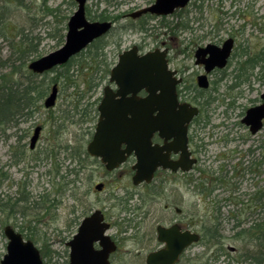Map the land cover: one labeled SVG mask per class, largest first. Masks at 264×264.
Returning a JSON list of instances; mask_svg holds the SVG:
<instances>
[{"label":"rangeland","instance_id":"1","mask_svg":"<svg viewBox=\"0 0 264 264\" xmlns=\"http://www.w3.org/2000/svg\"><path fill=\"white\" fill-rule=\"evenodd\" d=\"M71 1L0 0V14L6 16L5 19L0 16L2 60L11 55V49L19 42L18 36L21 37V34L25 36L23 40L30 45L38 43V53L29 57L20 72L11 74L10 67H3L0 77L6 75V83L14 84V88L18 85L20 90H23L30 79L35 86L41 88L48 84L47 94L53 86L49 80L60 78L59 93L53 108L44 107L45 98L38 100L31 109L30 119L17 118L14 124L0 126V194L4 198L7 196L5 201L11 198L10 202L14 205L20 193L25 190L24 194L28 195L26 202H19L15 207L16 212L20 210L24 213V216H16L18 225L32 224L37 230L39 234L35 235L39 239L35 236L32 238H35L34 242L40 253L48 248L59 253L52 256L50 261L42 257L44 264H63L68 255L65 243L75 232L73 223H77L83 213L94 209L106 210L112 223L108 234L115 236L114 239H117L120 245L114 256L116 264H142L143 260L138 258V253H143L155 244L152 235L154 236L156 224L159 221L166 222L171 215H176V206L180 208L182 215H194L196 230L200 229L201 224L211 228L216 224L219 228L221 245L202 242L194 246L193 251L197 255L194 264H259V260L255 262L251 258L261 256L257 245L264 244V198L260 195H264V162H261L260 151H256L255 144L259 147L260 142H264V128L256 137H252L251 141L248 139L244 142L242 138L250 136L240 123L242 116L239 114L245 112L250 102L259 96L264 83L255 84L251 89L240 87L238 90L242 91V94L236 103L238 109L233 113L226 112L224 104L228 99L226 97L231 93L229 85L235 81L234 76L238 72L243 73L244 61L247 58H255L264 49V0H193L187 7L175 11L165 19L159 17L150 20L146 33L125 30V26L137 22L120 18L115 23L114 30L104 40L108 42L104 54L110 63L118 61V45L122 49L136 45L142 52H146L161 48L165 42L169 44L170 55L174 59H178L182 64L192 65V74L197 68L194 67L193 61L189 60V56L193 55L197 47L214 43L221 45L228 37L235 41L234 56L229 62L226 75L216 73L213 76L214 80L219 77L221 82L211 91V95L217 97L207 111L211 118L198 130L204 146L199 168L201 171H208L207 177L202 179V186L207 189L215 186L219 189L209 200L206 194L198 193L193 183L191 188L188 187V191L183 187L173 191L174 183L168 181L155 195V190L150 187L132 185L129 173L123 175L119 169L106 173L104 166L100 165L96 158L79 155V146L85 151L94 134L98 114L94 112L88 119H83L77 112L88 104H95L94 108L97 109L103 88L109 81V73L95 90L93 88L90 92L85 91L83 97H80L79 92L86 88L82 80L84 75L79 70V66L85 63L84 59H76L70 65L68 70L73 81L70 85L69 82L64 85L62 81L64 69L56 68L42 77L32 75L27 69L33 59L43 57L60 47L58 37L53 34H56L55 27L58 24L59 27L66 25L76 10L75 1L73 6ZM153 1L116 0L109 5L106 0H88L86 15L89 14L90 19H93L95 14L105 9L113 15L124 14L148 7ZM18 64L14 62L15 66ZM94 80L97 82V77H94ZM36 126L42 127L40 140L36 149L31 150L28 145ZM20 136L25 138L19 139ZM248 149L253 150L248 162L238 154L230 161L217 159L219 154H230L232 150L245 155ZM73 154L76 157L74 161L71 157ZM78 158L81 159L82 167L77 184H66L72 179L71 176L66 177V180L56 178V168L60 170L62 177L71 168L80 167ZM220 165H224V171L220 169ZM248 168L252 169V174L247 172ZM200 170L197 169V172ZM238 174L240 175L237 177ZM220 177L224 178V185L216 182ZM103 183L104 189L96 190V186ZM41 195L44 196L43 202L39 198ZM54 196L60 199L54 217L56 222L51 215L41 217L42 213L38 214V211L31 207L39 202L38 207L46 206L47 200L53 199ZM130 197L132 200L127 202L126 210L125 201ZM40 209L41 207L37 210ZM36 217H40V225L36 222ZM81 219L82 217L79 220ZM71 223V227L66 229ZM8 224L12 225L7 213H1L0 262L7 248L2 230ZM244 229L249 231L238 236L237 232ZM123 230H127L126 233H123ZM260 232L263 234L260 235ZM263 249L264 247L262 251Z\"/></svg>","mask_w":264,"mask_h":264},{"label":"water","instance_id":"2","mask_svg":"<svg viewBox=\"0 0 264 264\" xmlns=\"http://www.w3.org/2000/svg\"><path fill=\"white\" fill-rule=\"evenodd\" d=\"M88 0H75L76 10L67 22V32L64 44L43 57L33 59L28 69L38 75L63 66L75 55L81 53L96 39L105 36L113 27L111 21H89L85 16ZM191 3V0H155L154 3L130 13L132 18L143 14L170 16L175 10H180ZM233 41L225 40L222 47L208 44L196 50L198 62L205 64L207 72L215 68H225L231 55ZM167 50L155 49L139 54L137 46L130 48L118 55V62L109 75V82L117 85L118 100H115V91L106 86L100 99L97 112L99 118L94 134L86 148L87 154L100 159L107 171L112 172L119 168L125 154L133 150L138 155L134 163L132 184L138 186L150 183L155 169L162 166L164 169L177 170L180 162L172 164L163 156L160 149L152 147L150 139L154 132L159 131L164 140L174 138V144H181L182 161L186 162L182 170L188 171L194 161L188 160L186 151L187 125L192 117L198 113L197 108L190 107L187 103L176 104V85L180 82L170 71L165 59ZM209 55L200 60V57ZM205 77H201V86ZM142 89L148 95L142 99L137 98V93ZM159 91V93H157ZM57 86H53L50 95L45 98V108L55 106ZM131 95V97H128ZM264 98V96H263ZM178 106V115L173 114L174 107ZM157 112V116L153 114ZM264 119V104L249 108L243 123L250 127L252 134L261 129ZM40 127L33 133L30 147L34 148L39 138ZM122 144L126 148L121 150ZM96 190L101 191L102 185H97ZM110 224L105 221L101 210L93 211L90 216L83 218L78 232L67 243L69 247V264H110L109 257L116 251V244L107 234ZM8 239L6 253L0 264H43L38 248L31 241L23 240L19 233L8 226L5 229ZM158 240L165 243V249L149 254L147 264H172L185 246L198 242L200 236L194 233H179L176 227L169 230L158 227ZM99 248H95V244Z\"/></svg>","mask_w":264,"mask_h":264},{"label":"flooded vegetation","instance_id":"3","mask_svg":"<svg viewBox=\"0 0 264 264\" xmlns=\"http://www.w3.org/2000/svg\"><path fill=\"white\" fill-rule=\"evenodd\" d=\"M116 6H117V4H116ZM132 12H134V11H132ZM132 12L129 11L127 13L122 14L121 19H125V20L130 19V20L136 21V22L138 21V19H141L140 21L137 22V24H139V26L146 24V26H145L146 29H148V25H149L147 23V20L150 17L148 18V16L150 15L151 17L156 18V16H153L150 13H148V14H143V15L139 16L138 18L134 19L130 16V13H132ZM106 21H111V20H106ZM106 21H100V22H106ZM111 22L113 25H115V22H113V21H111ZM227 39H231L233 41V47L231 50V55L227 60L226 67L225 68H215L214 70L207 72L206 68H205V64L199 63L198 62L199 59H198V57H196V54H195L197 49L204 48L206 46V45H204L203 47H201V46L197 47L194 50L193 55L189 56V60L190 61L192 60L193 65H195L194 67L197 68V70L194 72V74H192L190 71V69L192 68V65L189 66L186 63L182 64V62H179L178 59H174V57L172 55H170V49L168 47L169 44H166L165 42L162 43V47L160 49H166L167 50V54H166L165 59L167 61L168 69L170 71H174L175 74L173 76L177 80L180 81L175 86L176 87V96H175L176 104L177 105H183V104L187 103L190 107L195 108V109L197 108L198 113L192 117L191 121L187 125L186 151H188V153H189V157H187V159L194 161L192 166L189 167L188 171L182 170L184 166L186 167V162L184 160L182 161V151L179 149V147H181L180 146L181 144H177V143L174 144V142H175L174 138L164 140V138H162L160 136L159 131L154 132V134L152 135V137L150 139L152 147L155 146L158 149H160L161 154L163 156L167 155V160L172 164H177L181 161L180 165L177 167L176 171H173L170 168L164 169L162 166L157 167L153 173L154 175H153L152 181L148 184L142 183L139 185V186H146L148 188L150 187V188L154 189L155 195H157L158 190L161 191V186L166 185L165 183H167L168 181H171L172 183H174L173 191L175 190V188L178 189L179 187H183V189L188 191V189L192 187V183H193V185L195 187H197L198 193H200L201 195L206 194V198H208V200L210 199L211 196L214 197L216 195V193H217L216 191H219V189L216 188L215 186L210 187V189L204 188L202 186V179H205L207 177L208 171L205 172L204 169H202L203 171H201L199 168V166L201 165L200 162L202 161V155L201 154L204 151L203 150L204 146L202 144V139L198 135V130L201 129L202 126L206 125L207 122H209L211 117H209L207 115V111L210 108V106L217 100V97L215 98L214 96L211 95V91L216 89V86L219 82H221V79L218 77L214 80L213 76H215L216 73H220V74L225 76L226 75L225 73H226V71L229 67V64H230L229 62H230V60H232V58L234 56L233 51L235 48V41L231 37H228L225 40H227ZM224 43H225V41H223V43L221 45H218L215 43L213 45H216L218 47H222L224 45ZM134 46H136V45H133L129 48H124V49H122L120 47V45L116 46L117 49L118 48L120 49V51L117 54V57L120 53L128 51L130 48H132ZM137 48H138V52L141 53L142 51H141L140 47L137 46ZM208 56H209L208 54L206 56L204 55V57H200L201 58L200 60H204V59L208 58ZM116 63L113 62L111 64V67H110L111 69L109 71V75H110V72L112 70V67H114ZM193 71H194V68H193ZM201 77H205L204 83H206L207 86H205V87L201 86V81H200ZM234 80L235 81L230 83L231 85H229V88H230V91L232 94L229 93V96L226 97V99L228 98L227 102H226V104H224L226 106L225 111L226 112L229 111L231 113H233L234 110L238 109V105L236 103L238 101V98L242 94V91L239 92V90H238V89H240V87L244 86V88L251 89V88H253V86L255 84H262V82L264 83V49L262 50V52L257 54V56L254 58L253 68L252 69L248 68L247 71L244 73L238 72L237 75L234 76ZM97 82H98V79H97ZM109 85L115 91V98L114 99L118 100L119 96L117 95V89H118L117 85L115 84V82L111 83L108 81L106 86H109ZM51 90H52V88H51ZM51 90H50V92H51ZM57 92H58V89H57ZM157 93H159V91ZM147 95H148L147 91L142 89L140 92L137 93V98L142 99V98L146 97ZM263 96H264V88H263V90H261L259 92V96L250 102L251 104H250L249 108L258 107L260 105H263L264 104ZM128 97H131V95H128ZM100 99H99V101H100ZM85 106H87V105H85ZM51 108H53V107H51ZM249 108H247L245 110V112L242 111L239 114L240 116H242L240 123L243 125V127H245L247 133H249L248 136H250V138L249 137L248 138L247 137L242 138V140L244 142L248 141V139H249V141H251V138L256 137V135L258 133H260L261 130L264 128V119H262V121H261V126H262L261 129L255 134H252L250 131V127L246 126L243 123V119L246 115V112L249 110ZM178 111H179L178 106H175L174 110L172 111L173 114L175 115V117H176V115H178ZM95 112L98 114V118H99V112H97V109ZM31 114H32V112L28 113V116L25 120L30 119L32 117ZM153 116H157V112H155L153 114ZM37 127L38 126H36L34 128L32 134H31V138H30L29 145H28L29 147H30L31 139L33 137L32 135H33V133ZM39 127L41 128L40 129V132H41L42 127L41 126H39ZM214 128H216V127H214ZM40 132L38 135L39 138L37 139L34 148L30 147L31 150L36 149L37 143L40 140ZM24 138H25V136L24 137L20 136L19 139H24ZM255 147L257 148L256 151H260V158H261V162L263 163L264 162V142L261 141L259 144V147H257V145L255 144ZM125 148H126V144H122L121 150L125 149ZM85 152L87 154V150H85ZM245 152H246V154L243 155V154H241V152H238L236 150H232L230 152V154H219L217 159L223 160V161H230L234 157V155L238 154L239 157L242 156L241 158L244 160H247V162H248L250 160L252 154H253V150L248 149ZM71 157H72L73 161L76 159L74 154L71 155ZM88 157L91 158L92 156L88 155ZM96 159L99 161V164L102 165L100 162V159H98V158H96ZM137 159H138V155L135 153L134 150L131 153H126L125 154V160L123 162V165L119 168V171H121V173H123V175H126L129 173L131 175V178H132L134 176L133 166H134V163L137 162ZM80 160H78L80 167L71 168L70 170L66 171L65 174L62 175V177L59 173L60 170H58V168H56V173H55L56 178H61L62 180H66L67 179L66 177L71 176L72 179L70 181H67L66 184L67 185L68 184H74V183L77 184L78 180H79L78 174H79L80 169L82 167V163L79 162ZM220 166H221L220 169L222 171H224L222 169V167L224 165H220ZM104 168H105V166H104ZM197 169H199L200 171L197 172ZM105 170H106V173H110L109 171H107L106 168H105ZM244 170H246V169H244ZM258 171L259 170L257 169L256 172H258ZM247 172H250L252 174V169L248 168ZM239 175L240 174H238L236 176L238 177ZM193 179H194V181L192 182ZM223 180H224V178L220 177V178L216 179V182H219V183H221V185H224ZM0 183H2L1 180H0ZM99 185H102V190H103L104 189V183L99 184ZM233 189H234V187H233ZM24 192H25V190H23L20 193L21 195L18 198L19 202H26V200H27L26 198L28 197V195L26 196V193L24 194ZM60 195H61V193H60ZM60 195H56V196L60 197ZM260 195H262V198H264L263 194H260ZM42 196L43 195H41L40 201L43 198ZM56 196H54L53 199L50 198L51 200H47L48 205H46V206L41 205L40 207L42 210L40 209V211H39V210H37V208H35L34 210L38 211V214H39V212H41L42 213L41 217L48 214V215H51V218L53 219L54 217H56L55 216L56 208L57 207L59 208V205H60V199L56 198ZM6 197L7 196H5V198H4V196L1 197V194H0V214L6 212L7 216H8V220L9 221L11 220V223H12V225L8 224L2 230V234L4 235L7 243H8V239H7L6 234H5V229L8 226H10L14 230L15 233L21 234V236L23 237V240L31 241L32 243H34L35 246L39 250V254H41L40 249L37 246V244L29 237L31 235L33 236V235L39 234V233L32 226V224L31 225L30 224L29 225L24 224L23 226H20V224L18 225V223L16 221L17 220L16 216L18 214H20V215L22 214V216H24V213L20 210H18V212H16L15 207L18 206V204H19V203L18 204L16 203L17 202L16 199H15L16 201L14 200L15 203L13 205L10 202L11 198H8V200L5 201ZM42 202H43V200H42ZM95 210H97V209H94L93 211H95ZM77 211L78 210L76 209L75 212H77ZM93 211L86 212L85 214L83 213V216L80 215V217H79V219L82 217L81 221L79 219H77L78 220L77 223L76 222L73 223L75 225V228H74L75 232L70 237V239L67 240L65 243V246L67 247V250H68V255H67V258L65 259V261L63 262V264H69L68 261H69L70 252H69V247L67 246V243H69V241L73 238V236L78 232L77 230L79 229L80 225L82 224L83 218L90 216L93 213ZM101 211L103 213V217H104L105 221L110 224L109 230H111L112 223L109 221V218L107 217V211L106 210H104V211L101 210ZM174 212L176 213V215L175 214L171 215V217L168 219V221H166V222H160L159 221L156 224V226H155L156 228L153 232L154 236L152 235V238H154L153 240L155 241V244L153 246H149L143 253H138L139 254L138 258L139 259L141 258V260H143V262H141L142 264H147L146 259L149 256V254L154 253V252H158L161 249H165V243L161 242L157 238L158 227L164 228L166 230H169L173 227H176L177 231L179 233L183 234L186 232H189V233L191 232V233H194V234H197L198 236H200V240L198 242H195V243L193 242V243L185 246V248H183L181 250V252L179 253V255H178L177 259L174 261V263H172V264H194L193 261L195 259H197V257H196L197 255L193 251L195 248L194 246H196L197 244L202 243V242H204L206 244L207 241L202 239L203 238L202 235H203V229H205L206 226H208V225L201 224L200 229L196 230L195 224H194V215H192V213L184 216V215H182L180 208L178 209L177 206L174 208ZM142 214L145 215L146 213H142ZM52 215H54V216H52ZM210 220H209V222H210ZM40 221H41L40 217H38V218L36 217V222H38L39 225H40ZM53 221L56 222L55 218ZM71 225H72V223L67 225L66 229L70 228ZM108 231H107V233H108ZM126 231L127 230H123L122 232L126 233ZM109 236L111 237V240H113L116 244V251L110 255L109 261H110V264H116V261H114L115 260L114 256L119 251L120 245H119V241L117 239L116 240L114 239L115 236H111V235H109ZM63 241H64V239H62L61 242H63ZM212 243L215 244L216 246L221 245L220 240L216 241V242H212ZM212 243L209 242L208 244H212ZM6 245L8 246V244H6ZM95 248L96 249L99 248L98 243L95 244ZM41 257H42V254H41Z\"/></svg>","mask_w":264,"mask_h":264},{"label":"trees","instance_id":"4","mask_svg":"<svg viewBox=\"0 0 264 264\" xmlns=\"http://www.w3.org/2000/svg\"><path fill=\"white\" fill-rule=\"evenodd\" d=\"M116 1V0H106V3L109 5H112V2ZM71 5H74V0L71 1ZM114 6H116L114 4ZM118 6V4H117ZM3 9V8H2ZM58 9H55V11H57ZM1 16V14H0ZM89 19H90V15H86ZM122 16V14H116L113 15V13L108 12L106 9L99 13V14H95V16L93 17V19L90 20H100V21H106V20H111L113 22H117L118 19H120ZM3 19L6 18V16H1ZM150 17V18H149ZM148 20L147 23H149L150 20L155 19V17H151L150 15L148 16ZM163 19H165V17H163ZM141 19H138V21H140ZM137 21V22H138ZM144 23V22H143ZM60 25V24H58ZM56 26V34L53 36L54 37H58L59 39V46H61L64 43V31H66V25L63 24L62 27ZM166 27L167 25L164 24ZM145 25H140L139 24H128V26H123L125 30H132V31H136V32H144L146 33L148 31V29L145 28ZM186 27V26H185ZM114 30V28L108 33L110 34L112 31ZM107 34V35H108ZM23 37H25L23 34H21V37L18 36V40L19 42H16L14 44V46L11 49V55L8 56V58L6 60H2L1 58V54H0V70L3 67H10V73L12 74V72H20L21 68L26 66V62L29 59L30 56H33L34 54L38 53V50H36V45H38V43L34 44V45H30V43L25 42L23 40ZM106 36L103 38H99L96 41H94L93 43H91L90 45L87 46V51L85 53V55L83 54L84 52L80 53L78 56H75V58L73 60H71L70 62L66 63L63 66L60 67H56V68H61L65 70V73L62 74V78L64 80L63 83L64 85L66 84V82L70 85V83H72V78L69 75V67L70 65L76 60V59H81V60H85L84 65H80L79 66V70H81L82 74L84 75L82 77L83 83H84V91H80L79 95L80 97H83V93L85 91L90 92L93 88L94 90L101 84L102 81L105 80V77L108 75L109 71H110V66L112 63L108 62V59L106 58V55L104 54L105 49L107 48V44L108 42H104ZM32 41V40H31ZM14 62L19 63L17 66L14 65ZM243 69V73L247 71L248 68H253L254 66V58H247L246 61H244V63L242 64ZM55 68V69H56ZM55 69L46 72L44 74L47 73H51L53 72ZM104 74V75H103ZM35 76H38L36 74H32ZM6 75H2L0 77V126L4 125H9L10 123H16L17 122V118H22V119H26L28 116V113L31 112V109L36 105V103L38 102V100H42L45 98V96H47L48 94L46 93V90L48 89V84H45V86H43V88H41L40 86H35L33 81L30 79L27 82V85L24 86L22 89L20 90L18 89V85H16V88H14V84H8L6 83ZM41 77L44 75H40ZM94 77H97L98 82H95ZM60 80V78L58 79L57 77L55 79H50L49 82L51 84H53V86L56 84L57 86L59 85L58 81ZM48 82V83H49ZM21 86H23V84H20ZM19 85V86H20ZM75 86V85H74ZM95 104H88V106H84V108L80 111H78L77 113H79L81 115V117H83V119H88L95 111L96 109L94 108ZM96 113V112H95ZM66 149H68V147H66ZM79 155L81 154L82 156H85V158L88 157V155L86 154L85 151H83L82 147L79 146ZM79 160V158H78ZM81 162V160L79 161ZM48 196V195H47ZM44 197V196H42ZM39 198H41V196H39ZM51 200V199H50ZM129 200H132V198L130 197L128 200L125 201V205H124V209L128 210L127 207V202ZM22 201V200H21ZM17 204L19 203V199H17ZM40 203V202H39ZM39 203H35L33 206H31L32 208H37L39 209V207L37 206ZM211 221V220H210ZM240 223H238L239 226ZM249 229H244L241 230L239 232H237L238 236H241L244 234V232H248ZM263 234L260 232V235ZM33 236H37V235H33ZM32 235L29 236L31 239H33V241L35 238ZM203 238L204 240L207 241V243L209 242H216L219 241V238L221 235H219V228L218 225L215 224V226H213L211 228V226H206L205 229H203ZM257 239L258 236L256 237ZM36 239H39V237H36ZM216 240V241H214ZM264 247V244L260 243L259 245H257L258 250L260 251L259 254H261V256H254L251 259L255 262H258L259 260V264H264V249L262 251V248ZM42 257L47 258L48 261H50L52 259V256H55L57 253L55 250H50V248H48L45 251H42ZM258 253V252H257ZM252 262V263H255ZM257 264V263H256Z\"/></svg>","mask_w":264,"mask_h":264},{"label":"bare ground","instance_id":"5","mask_svg":"<svg viewBox=\"0 0 264 264\" xmlns=\"http://www.w3.org/2000/svg\"><path fill=\"white\" fill-rule=\"evenodd\" d=\"M195 243V242H194Z\"/></svg>","mask_w":264,"mask_h":264}]
</instances>
